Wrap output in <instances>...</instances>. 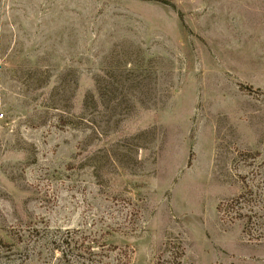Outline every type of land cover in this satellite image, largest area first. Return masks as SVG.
I'll list each match as a JSON object with an SVG mask.
<instances>
[{
  "label": "rangeland",
  "instance_id": "obj_1",
  "mask_svg": "<svg viewBox=\"0 0 264 264\" xmlns=\"http://www.w3.org/2000/svg\"><path fill=\"white\" fill-rule=\"evenodd\" d=\"M0 264H264V0H0Z\"/></svg>",
  "mask_w": 264,
  "mask_h": 264
}]
</instances>
